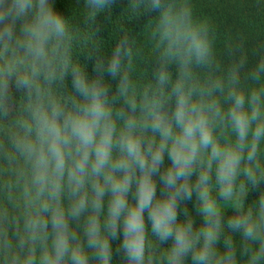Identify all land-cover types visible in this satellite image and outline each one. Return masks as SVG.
Listing matches in <instances>:
<instances>
[{
	"label": "clouds",
	"instance_id": "clouds-1",
	"mask_svg": "<svg viewBox=\"0 0 264 264\" xmlns=\"http://www.w3.org/2000/svg\"><path fill=\"white\" fill-rule=\"evenodd\" d=\"M121 15L147 23L103 55L53 0H0V264H264V55L224 68L191 0Z\"/></svg>",
	"mask_w": 264,
	"mask_h": 264
},
{
	"label": "trees",
	"instance_id": "trees-1",
	"mask_svg": "<svg viewBox=\"0 0 264 264\" xmlns=\"http://www.w3.org/2000/svg\"><path fill=\"white\" fill-rule=\"evenodd\" d=\"M55 10L75 24L81 25L83 31L88 32L92 46H99L100 52L107 55L120 36L118 28L123 25L129 34L139 37L147 23V17L128 21L121 14L127 6V0H117L109 18L101 15L95 25H83L84 0H53ZM194 15L207 18L216 32L215 50L224 68L238 59L240 52L229 55V45L243 42V53L247 56V63L242 75L251 70L264 55V0H191ZM96 26L99 31L96 33ZM82 62L88 64L89 72L92 61L81 57ZM264 185L249 192L246 202H254ZM189 208L192 205L189 204ZM199 222V221H198ZM237 239H239L237 237ZM114 247L119 241H114ZM114 264H118V257L114 255ZM188 264H191L189 259Z\"/></svg>",
	"mask_w": 264,
	"mask_h": 264
}]
</instances>
